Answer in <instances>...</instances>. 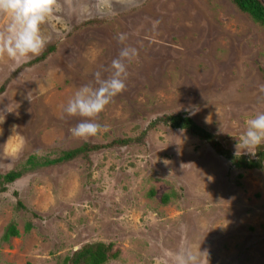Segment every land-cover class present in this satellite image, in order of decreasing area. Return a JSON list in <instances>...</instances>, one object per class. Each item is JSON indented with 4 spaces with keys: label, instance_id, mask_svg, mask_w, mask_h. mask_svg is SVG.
I'll use <instances>...</instances> for the list:
<instances>
[{
    "label": "rangeland",
    "instance_id": "obj_1",
    "mask_svg": "<svg viewBox=\"0 0 264 264\" xmlns=\"http://www.w3.org/2000/svg\"><path fill=\"white\" fill-rule=\"evenodd\" d=\"M58 3L39 56L0 59L1 173L31 154L135 138L156 117L177 113L224 148L253 156L237 147L248 121L264 113V27L248 14L230 0ZM7 23L0 17V30ZM125 46L137 50L126 90L97 118L96 136L74 137L83 118H61V106L94 85L97 71L107 78ZM89 159L38 167L0 192V264H64L94 241L119 250L106 264H176L182 250L201 252V264H264V169L239 171L203 140L163 124L143 142L102 147ZM9 222L19 235L3 241Z\"/></svg>",
    "mask_w": 264,
    "mask_h": 264
},
{
    "label": "clouds",
    "instance_id": "obj_2",
    "mask_svg": "<svg viewBox=\"0 0 264 264\" xmlns=\"http://www.w3.org/2000/svg\"><path fill=\"white\" fill-rule=\"evenodd\" d=\"M58 10V0H0V17L8 19L6 26L0 30V59L7 57L14 63H20L39 56L48 42L43 26ZM126 39V34H118L119 42L123 43ZM136 55L135 48L122 47L111 63L107 78H102L101 72L97 71L94 73V85H82L66 105L61 106V118L65 115L83 118L70 129L74 137L88 140L101 131L103 126L96 120L114 98L126 90L128 64ZM260 91L264 92V85H260ZM238 141V148L243 146L252 155L256 154L253 150L264 144V113L248 121L246 132ZM200 254L182 250L177 254L176 264H201Z\"/></svg>",
    "mask_w": 264,
    "mask_h": 264
},
{
    "label": "trees",
    "instance_id": "obj_3",
    "mask_svg": "<svg viewBox=\"0 0 264 264\" xmlns=\"http://www.w3.org/2000/svg\"><path fill=\"white\" fill-rule=\"evenodd\" d=\"M230 1L237 7L238 10L248 14L257 25L264 27V3L261 0ZM53 50L54 48L45 50L44 53L40 57L34 59L33 62L43 59L46 56L47 51L51 52ZM4 91L5 84H2L0 85V94ZM160 124L167 125L173 129L185 131L190 135L198 137L209 144L217 154L226 158L230 165L239 171L264 169V144H261L255 149L256 154L253 156L235 154L224 148L213 133L197 124L189 115L185 113H177L156 117L148 124L146 130L141 132V134L135 138H116L106 145L85 142L78 147L62 150L56 157L37 156L36 154H31L18 168H12L5 173L0 172V192L6 191L8 185L20 179L26 172L35 170L38 167L55 165L71 161L78 157H84L87 161H89V154L93 151L101 149L102 147L143 142L148 131ZM241 175L242 173H239L238 176ZM154 193L155 191L153 189L149 191L150 196H154ZM14 194H16V192H14ZM169 196L170 195L168 193L163 194L161 202L163 204L168 203ZM21 206L22 204L18 201L17 207ZM30 226L31 225L29 223L26 226V230H29ZM18 235L19 231L17 230L15 223L9 222L3 231L1 239L3 241H7L11 236ZM113 247L114 244L112 242H88L76 249L70 255L66 256L63 262L64 264H106L109 260L117 258L119 254V250H113Z\"/></svg>",
    "mask_w": 264,
    "mask_h": 264
}]
</instances>
